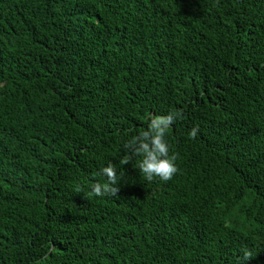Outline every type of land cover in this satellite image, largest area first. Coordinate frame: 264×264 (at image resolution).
<instances>
[{
	"label": "trees",
	"instance_id": "obj_1",
	"mask_svg": "<svg viewBox=\"0 0 264 264\" xmlns=\"http://www.w3.org/2000/svg\"><path fill=\"white\" fill-rule=\"evenodd\" d=\"M0 264H264V0H0Z\"/></svg>",
	"mask_w": 264,
	"mask_h": 264
},
{
	"label": "clouds",
	"instance_id": "obj_2",
	"mask_svg": "<svg viewBox=\"0 0 264 264\" xmlns=\"http://www.w3.org/2000/svg\"><path fill=\"white\" fill-rule=\"evenodd\" d=\"M182 116L180 112H170L167 115L152 116L147 130H142L138 135L133 136L127 141L126 147L130 150V155H125L119 161L120 165L127 164L133 156L139 157L136 163V168L150 183L154 178H159L161 181L172 179L173 175L178 171L176 160L178 154H169V145L166 141V134L174 119ZM198 128L194 127L188 133L189 138H195ZM97 177H104L103 182H95L91 186V195L105 196L113 195L119 191L118 176L116 167L112 162L100 168L93 174ZM77 193L82 189L77 187ZM252 258V253L244 252L243 259L249 260Z\"/></svg>",
	"mask_w": 264,
	"mask_h": 264
}]
</instances>
